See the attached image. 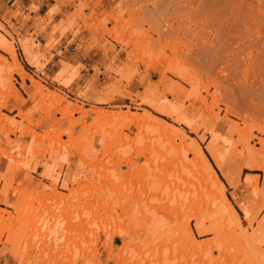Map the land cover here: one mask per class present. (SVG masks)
I'll use <instances>...</instances> for the list:
<instances>
[{"label":"rangeland","instance_id":"rangeland-1","mask_svg":"<svg viewBox=\"0 0 264 264\" xmlns=\"http://www.w3.org/2000/svg\"><path fill=\"white\" fill-rule=\"evenodd\" d=\"M154 1L0 0V264H264V26L204 75Z\"/></svg>","mask_w":264,"mask_h":264},{"label":"bare ground","instance_id":"bare-ground-1","mask_svg":"<svg viewBox=\"0 0 264 264\" xmlns=\"http://www.w3.org/2000/svg\"><path fill=\"white\" fill-rule=\"evenodd\" d=\"M175 1L176 0L156 1V8H158L159 13L161 14L160 16L158 15L160 18L157 19V25H153L154 30L161 40L166 36L170 38V35L168 34H171L175 26H181L180 28L184 29L183 31H185L187 27L186 30H189L190 32L185 31L183 33H188L187 37L189 36L190 41L192 40L201 43L204 41L206 47H202L203 50L201 49L202 51L200 52L197 50L199 54L195 55L194 53L193 56H188V60H190L189 63L191 62L197 65L201 70V73L204 75H209L212 73L214 67L217 66V64L222 63V53L225 54L226 61H230V63L233 61L234 69L237 68L236 66H240L241 61L239 59L242 57L240 56V58L239 54H241V50L243 52V50H245L244 48L251 46L253 39L256 38V32H259L264 26V17L262 14L264 10L260 11L261 9H257L259 8L258 5L257 8L256 6H252L251 0H199L197 4H195L196 2L193 0H191L190 4L184 0L183 4L182 2L177 4ZM245 28L247 29V32L245 37L242 38ZM181 30L178 34L182 33ZM172 35L173 33L171 36ZM210 35L212 40L208 39ZM253 35L255 36L253 37ZM174 36H176V34ZM181 38L183 41V38H185L183 37V34ZM244 40L247 43L242 42ZM182 43H184V41ZM224 63L226 65V62ZM241 67L243 68V66ZM228 73L229 72H227V75ZM221 80H219V82H221ZM219 85L217 86L219 90H223V92L229 96H233V94L236 92L240 93L239 91H236L239 90L237 88L238 86L235 87L234 85L232 87L229 86V84L227 85L225 82L222 87ZM242 90L243 89H241V93L243 94ZM241 93L239 95H241ZM225 144L227 143H224V146H226Z\"/></svg>","mask_w":264,"mask_h":264},{"label":"crops","instance_id":"crops-1","mask_svg":"<svg viewBox=\"0 0 264 264\" xmlns=\"http://www.w3.org/2000/svg\"><path fill=\"white\" fill-rule=\"evenodd\" d=\"M76 50H77L76 52L74 51V53L70 54L69 57H66V59L62 60V61L70 62L71 64H73L74 61H76L78 66L88 68V73L86 75L82 74L78 78V80L74 82V84L76 85L72 88L75 91V94L80 92V89L83 88L86 82L85 80L91 79L94 76V71H92L94 68H100L106 65V58L104 57L101 50L93 49L87 51V53L85 54L83 51L84 49L82 50L76 49ZM67 52H69L68 48H66V53L64 52V55L67 54ZM90 70L92 71V73H89ZM103 78L104 77L99 79H103ZM55 84H53L54 87H52L54 90H64L62 87H56ZM40 172L42 171L40 170Z\"/></svg>","mask_w":264,"mask_h":264}]
</instances>
